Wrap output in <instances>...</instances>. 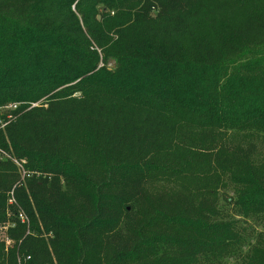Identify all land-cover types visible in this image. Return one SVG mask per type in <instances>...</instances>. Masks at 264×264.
<instances>
[{"label":"trees","instance_id":"16d2710c","mask_svg":"<svg viewBox=\"0 0 264 264\" xmlns=\"http://www.w3.org/2000/svg\"><path fill=\"white\" fill-rule=\"evenodd\" d=\"M0 120V264H264V0H0Z\"/></svg>","mask_w":264,"mask_h":264},{"label":"rangeland","instance_id":"374dc122","mask_svg":"<svg viewBox=\"0 0 264 264\" xmlns=\"http://www.w3.org/2000/svg\"><path fill=\"white\" fill-rule=\"evenodd\" d=\"M113 67V64L110 65ZM260 147L263 148L264 153V137L260 138ZM248 232L246 234L245 244L242 245L243 253H246L251 247L259 242L260 238L264 236V227L262 224L256 223L254 221H250ZM6 227L0 226V241L5 238ZM242 259L236 257L225 258L222 260L220 264H241Z\"/></svg>","mask_w":264,"mask_h":264},{"label":"built area","instance_id":"2783aa9c","mask_svg":"<svg viewBox=\"0 0 264 264\" xmlns=\"http://www.w3.org/2000/svg\"><path fill=\"white\" fill-rule=\"evenodd\" d=\"M4 126L5 125H4L3 120H0V127L3 128ZM14 162L16 163L17 167L19 168V171H20V174H21L23 180L26 179L27 177L31 176V174L28 173L27 170L23 166L25 164V162H19L16 160ZM11 203H12V201H11ZM20 218L24 223L27 222L26 217L23 214L20 215Z\"/></svg>","mask_w":264,"mask_h":264},{"label":"water","instance_id":"95a60500","mask_svg":"<svg viewBox=\"0 0 264 264\" xmlns=\"http://www.w3.org/2000/svg\"><path fill=\"white\" fill-rule=\"evenodd\" d=\"M100 19V18H99Z\"/></svg>","mask_w":264,"mask_h":264}]
</instances>
